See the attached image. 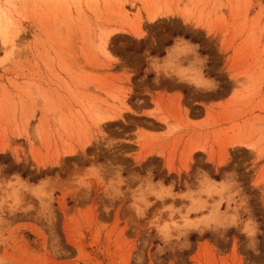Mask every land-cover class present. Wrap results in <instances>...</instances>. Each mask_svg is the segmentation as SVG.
<instances>
[{
  "label": "rangeland",
  "instance_id": "374dc122",
  "mask_svg": "<svg viewBox=\"0 0 264 264\" xmlns=\"http://www.w3.org/2000/svg\"><path fill=\"white\" fill-rule=\"evenodd\" d=\"M0 264H264V0H0Z\"/></svg>",
  "mask_w": 264,
  "mask_h": 264
},
{
  "label": "bare ground",
  "instance_id": "6f19581e",
  "mask_svg": "<svg viewBox=\"0 0 264 264\" xmlns=\"http://www.w3.org/2000/svg\"><path fill=\"white\" fill-rule=\"evenodd\" d=\"M5 28L0 26V38L4 41L5 40Z\"/></svg>",
  "mask_w": 264,
  "mask_h": 264
}]
</instances>
